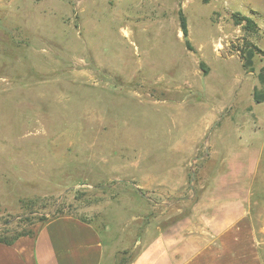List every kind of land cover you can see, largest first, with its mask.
<instances>
[{
	"label": "rangeland",
	"instance_id": "374dc122",
	"mask_svg": "<svg viewBox=\"0 0 264 264\" xmlns=\"http://www.w3.org/2000/svg\"><path fill=\"white\" fill-rule=\"evenodd\" d=\"M263 66L264 0H0V238L41 217L98 214L121 234L106 251L127 246L145 175L166 173L169 191L202 199L226 160L245 181L249 171L260 227Z\"/></svg>",
	"mask_w": 264,
	"mask_h": 264
},
{
	"label": "crops",
	"instance_id": "0c3cea01",
	"mask_svg": "<svg viewBox=\"0 0 264 264\" xmlns=\"http://www.w3.org/2000/svg\"><path fill=\"white\" fill-rule=\"evenodd\" d=\"M244 177L246 181L226 160L224 169L212 178L210 190L196 199L195 190L185 195L175 186L169 191L166 173L145 175L148 194L141 195L146 210L127 246L115 244L106 251L121 234H113L103 216L64 214L38 222L31 234L0 241V264H117L118 254L126 250L135 254L125 264H264V240L258 236L264 224L254 223L249 171ZM131 181L142 187L140 181ZM178 182L181 187L183 175ZM156 195L165 197L154 200ZM170 195L179 206L173 213L168 209L173 204ZM149 200L163 207L160 213L152 214ZM192 201L186 210L184 205ZM102 229L107 230L108 242Z\"/></svg>",
	"mask_w": 264,
	"mask_h": 264
},
{
	"label": "trees",
	"instance_id": "16d2710c",
	"mask_svg": "<svg viewBox=\"0 0 264 264\" xmlns=\"http://www.w3.org/2000/svg\"><path fill=\"white\" fill-rule=\"evenodd\" d=\"M233 17H234V21L236 22V24H240V23H242V21H244V27H245V29H247V30H253L254 29L255 23L253 22V20L250 17H248V16H241L239 14H234ZM179 21H180V28H181L183 37L185 39H187L188 30H187L186 18H185L184 14H183V12L181 10H179ZM186 43H187V45H189L187 40H186ZM252 53H253L252 50H248V58H250L252 56ZM248 58H246L247 61L244 62V65H246V66H247V64L250 63V60ZM258 79L264 85V66L261 67L260 71L258 72ZM254 99L257 102L264 101V91H262V92L261 91L260 92L259 91H256L255 94H254ZM43 220H45V218H43V217L39 218V222H41ZM31 233H32V231H30L28 233H21L19 235L31 234ZM19 235H17V236H19ZM11 240L12 239H10V240H4V239L0 238V241H5V242H10ZM126 252H127V250L120 253L122 256L117 261V264H125L127 261H129L133 257L132 256L129 259H125L124 258V254Z\"/></svg>",
	"mask_w": 264,
	"mask_h": 264
}]
</instances>
